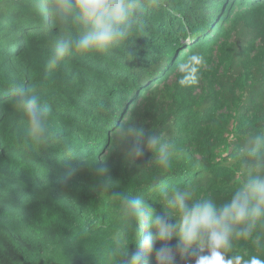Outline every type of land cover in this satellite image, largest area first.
<instances>
[{"label":"trees","instance_id":"16d2710c","mask_svg":"<svg viewBox=\"0 0 264 264\" xmlns=\"http://www.w3.org/2000/svg\"><path fill=\"white\" fill-rule=\"evenodd\" d=\"M31 2L0 0V264H118L109 253L125 220L119 197L100 192L99 168L114 192L157 212L161 189L230 199L250 166L236 149L264 131V0H157L129 40L54 70L45 69L52 38ZM193 53L206 62L201 79L181 87L176 65ZM17 81L35 85L49 107L41 144L26 138V120L11 105ZM133 121L175 143L169 168L147 150L123 161L115 130ZM262 246L240 240L229 254L264 255ZM141 264H156L155 254Z\"/></svg>","mask_w":264,"mask_h":264},{"label":"clouds","instance_id":"9594fccd","mask_svg":"<svg viewBox=\"0 0 264 264\" xmlns=\"http://www.w3.org/2000/svg\"><path fill=\"white\" fill-rule=\"evenodd\" d=\"M156 4L157 0H32L30 10L43 20L44 34L52 38L45 69L54 70L75 55L106 53L129 40L140 30L146 10ZM205 63L202 55H189L176 65L177 83L181 87L197 85ZM11 92L12 107L26 120V138L36 144L45 142L51 131L50 110L38 88L17 81ZM115 132V150L126 164L134 163L147 150L159 168L171 166L177 152L173 141L134 121L120 125ZM236 155L250 161V166L230 199L218 203L210 196L196 197L191 186L161 189L160 212L143 198L114 192V183L106 178L108 169H96L100 192L119 197L125 220L114 236L110 257L118 256V264H141L145 253H154L156 264H176L177 256L188 257L189 264H264V255L244 258L229 254L237 241L264 240V131L251 133ZM145 228L147 235L141 239ZM133 232L139 236L129 244ZM130 245H135L131 252Z\"/></svg>","mask_w":264,"mask_h":264},{"label":"water","instance_id":"95a60500","mask_svg":"<svg viewBox=\"0 0 264 264\" xmlns=\"http://www.w3.org/2000/svg\"><path fill=\"white\" fill-rule=\"evenodd\" d=\"M185 48H186V44L180 46L179 49L176 52V56H178L181 53V51L184 50Z\"/></svg>","mask_w":264,"mask_h":264},{"label":"rangeland","instance_id":"374dc122","mask_svg":"<svg viewBox=\"0 0 264 264\" xmlns=\"http://www.w3.org/2000/svg\"><path fill=\"white\" fill-rule=\"evenodd\" d=\"M230 42H235V38H232V39H230ZM182 56V55H181ZM140 224L142 225V223L140 222ZM146 230H147V228H145Z\"/></svg>","mask_w":264,"mask_h":264}]
</instances>
